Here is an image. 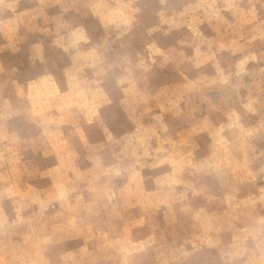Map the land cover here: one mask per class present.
I'll return each instance as SVG.
<instances>
[{
  "label": "rangeland",
  "instance_id": "1",
  "mask_svg": "<svg viewBox=\"0 0 264 264\" xmlns=\"http://www.w3.org/2000/svg\"><path fill=\"white\" fill-rule=\"evenodd\" d=\"M0 264H264V0H0Z\"/></svg>",
  "mask_w": 264,
  "mask_h": 264
}]
</instances>
